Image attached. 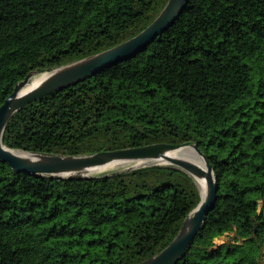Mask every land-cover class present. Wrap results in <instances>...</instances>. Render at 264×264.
I'll return each instance as SVG.
<instances>
[{"label": "trees", "instance_id": "16d2710c", "mask_svg": "<svg viewBox=\"0 0 264 264\" xmlns=\"http://www.w3.org/2000/svg\"><path fill=\"white\" fill-rule=\"evenodd\" d=\"M166 1L0 0V105L29 72L132 38ZM2 142L58 155L194 142L216 201L176 264H264V0H189L133 57L24 105ZM199 200L169 165L63 180L0 162V264H136Z\"/></svg>", "mask_w": 264, "mask_h": 264}, {"label": "water", "instance_id": "95a60500", "mask_svg": "<svg viewBox=\"0 0 264 264\" xmlns=\"http://www.w3.org/2000/svg\"><path fill=\"white\" fill-rule=\"evenodd\" d=\"M188 1L167 0L156 18L132 38L109 49L54 68L51 71L42 72L46 75L31 89L22 92L33 76L41 74L37 71L29 72L23 80L14 86L12 93L0 105V162L6 163L15 172L63 180H86L152 165H169L179 168L194 180L200 197L196 207L184 218L179 231L168 245L157 254L136 264H176L182 258L196 234L203 228L207 213L215 205L216 178L205 155L194 142H185L178 145L154 143L86 155H58L11 149L3 144L2 137L10 118L24 105L75 85L106 67L133 57L173 25L186 8ZM190 152H194L202 158L203 167L186 158ZM112 162L135 163V165L109 173L94 174L92 172L95 168ZM138 162L141 164H137ZM198 180H204L205 182L201 191Z\"/></svg>", "mask_w": 264, "mask_h": 264}, {"label": "bare ground", "instance_id": "6f19581e", "mask_svg": "<svg viewBox=\"0 0 264 264\" xmlns=\"http://www.w3.org/2000/svg\"><path fill=\"white\" fill-rule=\"evenodd\" d=\"M46 74L45 73H41V74H37L35 76H33L29 81L28 84L23 88L22 92H26L27 90L31 89L33 86H35ZM190 161L196 163L198 166L203 167L204 166V162L202 160V158L200 156H198L197 154H195L194 152H190L187 157ZM124 162H112L109 163L107 165L104 166H100L95 168L92 172L94 174L97 173H103L106 172L108 170H112V169H116L120 166H123ZM134 164V163H133ZM137 164H141L140 162H138ZM204 180H198V185H199V189L200 191L203 189L204 187Z\"/></svg>", "mask_w": 264, "mask_h": 264}, {"label": "rangeland", "instance_id": "374dc122", "mask_svg": "<svg viewBox=\"0 0 264 264\" xmlns=\"http://www.w3.org/2000/svg\"><path fill=\"white\" fill-rule=\"evenodd\" d=\"M134 165H135V163L134 164L133 163H126L123 166H120V167H118L116 169L108 170L105 173H109V172L117 171V170H124V169L130 168V167H132ZM227 240H228V237L222 236V237H219V238L215 239V242L216 243H222V242H225Z\"/></svg>", "mask_w": 264, "mask_h": 264}]
</instances>
